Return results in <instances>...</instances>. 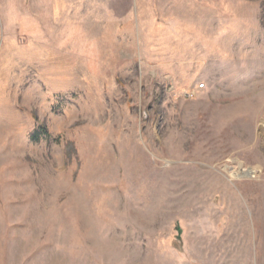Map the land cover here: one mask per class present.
Segmentation results:
<instances>
[{
  "label": "rangeland",
  "instance_id": "rangeland-1",
  "mask_svg": "<svg viewBox=\"0 0 264 264\" xmlns=\"http://www.w3.org/2000/svg\"><path fill=\"white\" fill-rule=\"evenodd\" d=\"M0 264H264V0H0Z\"/></svg>",
  "mask_w": 264,
  "mask_h": 264
},
{
  "label": "bare ground",
  "instance_id": "bare-ground-1",
  "mask_svg": "<svg viewBox=\"0 0 264 264\" xmlns=\"http://www.w3.org/2000/svg\"><path fill=\"white\" fill-rule=\"evenodd\" d=\"M241 170H242V169H241ZM239 172H240V173H237V172L235 173V172H234V174L237 175V176L240 177V178L243 177V176H245V177L247 178V177H249L250 174L252 173L251 170H248V171H243V170H242V171H239Z\"/></svg>",
  "mask_w": 264,
  "mask_h": 264
},
{
  "label": "built area",
  "instance_id": "built-area-1",
  "mask_svg": "<svg viewBox=\"0 0 264 264\" xmlns=\"http://www.w3.org/2000/svg\"><path fill=\"white\" fill-rule=\"evenodd\" d=\"M201 88H204V85L203 84H201L198 89H201Z\"/></svg>",
  "mask_w": 264,
  "mask_h": 264
}]
</instances>
